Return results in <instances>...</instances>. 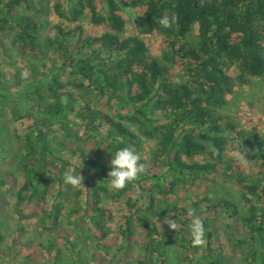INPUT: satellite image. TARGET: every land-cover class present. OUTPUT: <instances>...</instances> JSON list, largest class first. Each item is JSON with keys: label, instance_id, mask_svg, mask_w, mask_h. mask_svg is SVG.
Here are the masks:
<instances>
[{"label": "trees", "instance_id": "1", "mask_svg": "<svg viewBox=\"0 0 264 264\" xmlns=\"http://www.w3.org/2000/svg\"><path fill=\"white\" fill-rule=\"evenodd\" d=\"M128 8L142 13V34L163 36L161 56L142 36L127 34ZM51 11L61 21L41 19L47 13L41 0H0V46L10 36L25 65L10 81L0 80V129L6 105L22 121L9 151L21 162L11 174L17 182L9 188L0 175V193L15 189L12 206L22 221L32 206L53 229L64 217L75 221L85 248L74 239L67 250L41 242L28 253L37 232L18 223L13 251L27 253L31 264H43L46 249L50 264H128L131 256L134 264H227L218 239L222 222L237 245L255 251V261L245 256L238 264H264V172L256 178L223 155L231 148L264 169V135L224 112L235 81L264 77V0H57ZM163 17L175 18L170 27L160 24ZM82 21L102 30L86 34ZM145 141L151 147L140 155L144 171L113 189L111 152L139 153ZM69 169L81 177L78 186L64 182ZM180 185L188 187L183 197ZM157 193L175 196L157 204ZM48 194L64 203L50 207ZM104 194L127 195L131 209L110 231ZM189 208L204 229L197 246ZM9 215L0 209V218ZM170 218L177 230L169 229ZM239 223L248 233L236 229ZM17 231L30 237L18 238ZM5 240L0 234L1 256Z\"/></svg>", "mask_w": 264, "mask_h": 264}, {"label": "rangeland", "instance_id": "2", "mask_svg": "<svg viewBox=\"0 0 264 264\" xmlns=\"http://www.w3.org/2000/svg\"><path fill=\"white\" fill-rule=\"evenodd\" d=\"M57 0H41L42 6L46 9L47 13L41 14L40 17L44 21H49L50 24L56 23L61 21L57 17L56 14H54L51 11V8L53 4ZM36 9L34 8L30 12L35 13ZM29 12V11H28ZM29 12V13H30ZM126 17H127V34H133V35H140L144 38L146 43L148 44L151 52L155 56H161L162 51L160 47V43L162 41L163 36L158 34H142L139 29V23H140V17L141 12L137 10L136 8H128L125 10ZM39 17V18H40ZM87 18V17H86ZM66 25H72L68 21H64ZM83 27L85 28V33L90 34L93 32L101 31L102 28L100 27H93L89 21H82ZM50 26L48 25L43 30L45 31ZM4 46H0V80L2 78H6L9 81L14 78L17 75V72L19 69L25 68V65L23 64V55L21 54V48L18 44L14 42L13 39H11L10 36L6 37ZM230 73H234L236 69L229 67L228 68ZM228 99L230 100L229 105L225 109L224 112H228L234 115L236 122L239 123V125L242 128H246L249 130H254L262 135H264V77H253V76H247L243 80H237L232 86V91L227 94ZM3 103L0 102V107ZM4 116L2 118L4 119L5 124H3L4 128H1L0 138H3L6 144L2 143L0 144V175L7 176L8 182L7 187L12 188L16 184V179H14L11 174L13 172H18V166H20L21 162L19 159H17L16 156L9 153V151H15L16 146V138H15V128L16 127H22V121H15L13 117V110L9 105H6V108L2 111ZM146 144H144L143 149L141 152H139V155L147 156L148 152L151 147L150 141H145ZM10 150H9V148ZM13 147V148H11ZM212 151V150H211ZM224 161H235L236 163H240L247 173H251L256 175V178H262L261 173L264 172V169L261 168L260 163L256 162H250L247 161L244 158H241L237 151L229 148L224 151ZM204 156H198L196 159L204 160ZM72 172H74L73 169H70ZM261 172V173H260ZM259 180V179H258ZM264 181V180H263ZM219 182V181H218ZM220 183V182H219ZM207 184H211V181H208ZM221 184V183H220ZM14 189V188H13ZM3 187V192L0 193V209L8 210L9 211V217H3L0 218V234L3 235L6 240L3 242V249H2V256L0 255V264H31L30 260H26L27 253L21 254L20 249H16V251H13L11 248L12 243L10 242V239L15 234V225L16 224H24L26 227V230L28 232L36 231L37 234H35V237L32 242V246H27L28 253L33 252L35 250L34 248L36 244H40L41 242L47 244L49 246V242L53 243L56 247L62 248L67 250L69 248V242L72 240H80V235H77L78 230H81V226L78 225L75 221L69 222L65 219V224L68 223V226H65L64 222L60 223L58 227L53 229L51 226V222H49L43 215L41 214L40 209H36L35 206H32V208L28 211L29 217L25 220H20L17 213H15L13 208V193L14 190L10 193L7 192ZM177 190L179 191L177 194L183 197L185 195V190H188V187L186 185H180ZM129 194H132L131 192H128ZM127 195H124L122 197H116V198H108L104 194V206L106 208H110L111 212L108 217H105L108 230L110 231L113 226L115 225L116 221L125 215V213L128 210H131L127 207L125 204V199ZM134 198L139 199V193L137 192ZM175 196L174 194H163V193H157V204H164L167 205L170 199ZM85 198V197H84ZM47 199L49 200L50 207L51 204L54 203V201L58 203H64L62 201L55 200V197L48 194ZM139 206H144L143 201L140 200L138 202ZM218 225L220 226L219 231V242L221 243L223 247V254H224V261L227 264H238L240 260L243 261V258L246 256L249 260L253 262L254 259V249L249 246H239L237 245L235 238L232 236L230 230L226 227V224L219 222ZM242 224L239 223L238 226L236 225V229L239 230L241 233H248L246 229H244ZM18 238L26 237L29 238V235H23L21 231H17ZM33 234V233H32ZM234 234V233H233ZM235 235V234H234ZM174 236L172 235L171 239ZM81 245L83 248H85V243L80 240ZM169 244V243H168ZM171 246V245H170ZM34 247V248H33ZM42 251L44 250V247L42 246ZM25 249V248H24ZM170 250V249H169ZM44 252V251H43ZM171 253V259H175L174 257V251L170 250ZM48 250L46 249L45 255L42 257L41 262L43 264H50V260L47 256ZM102 254V253H100ZM35 255V254H34ZM54 256V251H53ZM52 256V258H53ZM106 256L101 255L102 260H104ZM127 256L123 257V260ZM35 258V256H33ZM32 258V259H33ZM134 257H127L128 264H134ZM174 261V260H173ZM176 261V259H175ZM32 264H36L33 262Z\"/></svg>", "mask_w": 264, "mask_h": 264}, {"label": "clouds", "instance_id": "3", "mask_svg": "<svg viewBox=\"0 0 264 264\" xmlns=\"http://www.w3.org/2000/svg\"><path fill=\"white\" fill-rule=\"evenodd\" d=\"M174 17L171 20L168 17H163L160 24L167 28L174 22ZM112 158L109 162L110 170L107 178H109L110 186L115 190L125 188L138 178V174L144 171L143 164L140 163L141 156L131 147H121L111 152ZM63 180L66 184L78 186L81 183V177L72 173L69 169L64 173ZM188 216L192 217L190 228L192 234V244L197 246L203 243L204 229L201 218L196 215L195 209L189 208ZM168 226L170 230H177L178 224L176 220L169 219Z\"/></svg>", "mask_w": 264, "mask_h": 264}]
</instances>
